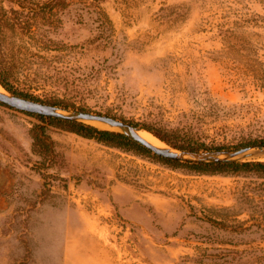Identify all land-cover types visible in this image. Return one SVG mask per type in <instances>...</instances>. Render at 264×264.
Returning a JSON list of instances; mask_svg holds the SVG:
<instances>
[{"label": "rangeland", "instance_id": "rangeland-1", "mask_svg": "<svg viewBox=\"0 0 264 264\" xmlns=\"http://www.w3.org/2000/svg\"><path fill=\"white\" fill-rule=\"evenodd\" d=\"M65 1L0 3L17 93L102 129L130 135L79 113L149 125L182 159L264 161V0ZM42 125L0 103V264H264V172L199 173L56 126L35 144Z\"/></svg>", "mask_w": 264, "mask_h": 264}, {"label": "trees", "instance_id": "trees-1", "mask_svg": "<svg viewBox=\"0 0 264 264\" xmlns=\"http://www.w3.org/2000/svg\"><path fill=\"white\" fill-rule=\"evenodd\" d=\"M4 1L6 0H0V3ZM8 1H11L19 5H22L24 2V0H8ZM51 1H53L55 6L61 3L67 4L65 0H51ZM17 15H18V17L16 18L17 23L19 25H22L23 23L19 16L20 15L19 12ZM0 84L5 89H7L12 93H16L18 95L40 100L35 97H30L21 93H17L13 89L12 85L6 79H4L1 74H0ZM0 103L2 105L8 106L5 103L2 102ZM50 103L58 108L68 109L70 107L69 105H64L60 101H53ZM21 112H24L29 115L37 116L39 119H41L44 122V125L39 127V130H37L34 134L35 144H41L47 146L49 143H51L52 141L50 139V136L47 134L46 128L48 126H56V127L64 128L71 132H75L84 137L95 138L98 141L111 144L114 146L123 147V148L126 147V148H134V149L136 148L145 149L142 143H140L139 141H137L127 133L114 131L110 129H102L95 125L83 121H78L69 117H56V116L45 115L41 113H33L28 111H21ZM130 123L135 125L136 127H141L150 131L151 133L158 136L162 140L168 141L165 135H162L159 130L150 127L149 125H144V124L142 125L135 122H130ZM259 144L264 145V140H261ZM174 147L180 149L183 152H190V153H198L200 151H210V150H217V151L224 150L223 147H211V146H206L203 143L198 144L191 142L174 143ZM163 158L175 164L178 167H185L189 170L196 171L199 173H207V174L238 173L243 171L264 172V161H254V160L235 161V160H221V159L212 160V161H207V160L194 161V160L182 159V158H169V157H163Z\"/></svg>", "mask_w": 264, "mask_h": 264}, {"label": "water", "instance_id": "water-1", "mask_svg": "<svg viewBox=\"0 0 264 264\" xmlns=\"http://www.w3.org/2000/svg\"><path fill=\"white\" fill-rule=\"evenodd\" d=\"M1 85V84H0ZM1 87L6 91V93L0 91V102L5 103L6 105L15 108L20 111H28V112H33V113H41L45 115H51V116H56V117H69V115L62 113L58 110V107L49 104V103H44L41 101H37L34 99L26 98L20 95H13L10 94L2 85ZM79 115L85 119H91V120H102L104 122L109 123L110 125L113 126H126L131 130H139L136 128L135 125L128 123L124 120H121L119 118L102 114V113H96V112H80ZM73 119V118H72ZM130 130V135L142 143L143 145L151 148L156 152L158 155L164 156V157H169V158H180V154L172 150L170 148H161L157 147L150 142H148L146 139L141 137L139 134L135 133L134 131Z\"/></svg>", "mask_w": 264, "mask_h": 264}, {"label": "bare ground", "instance_id": "bare-ground-1", "mask_svg": "<svg viewBox=\"0 0 264 264\" xmlns=\"http://www.w3.org/2000/svg\"><path fill=\"white\" fill-rule=\"evenodd\" d=\"M0 91L6 93V91L1 87L0 85ZM91 120V119H90ZM93 122H96L97 125L99 126H109L110 124L107 122H104L102 120H92ZM129 129V128H128ZM131 129H129L130 131ZM134 131L135 133L139 134L141 137H143L144 139H146L148 142H150L151 144L160 147L163 146V143L160 142L156 137H154L153 135H151L150 133L144 131V130H131Z\"/></svg>", "mask_w": 264, "mask_h": 264}]
</instances>
